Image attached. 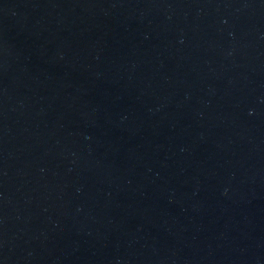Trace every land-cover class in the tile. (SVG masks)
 <instances>
[{"label": "water", "instance_id": "1", "mask_svg": "<svg viewBox=\"0 0 264 264\" xmlns=\"http://www.w3.org/2000/svg\"><path fill=\"white\" fill-rule=\"evenodd\" d=\"M264 231V0H0V264H228Z\"/></svg>", "mask_w": 264, "mask_h": 264}]
</instances>
